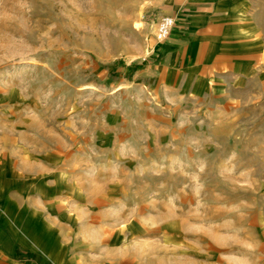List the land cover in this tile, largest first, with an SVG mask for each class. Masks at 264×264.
Masks as SVG:
<instances>
[{"label":"rangeland","instance_id":"374dc122","mask_svg":"<svg viewBox=\"0 0 264 264\" xmlns=\"http://www.w3.org/2000/svg\"><path fill=\"white\" fill-rule=\"evenodd\" d=\"M156 2L0 0V264H264V50L175 92Z\"/></svg>","mask_w":264,"mask_h":264},{"label":"crops","instance_id":"0c3cea01","mask_svg":"<svg viewBox=\"0 0 264 264\" xmlns=\"http://www.w3.org/2000/svg\"><path fill=\"white\" fill-rule=\"evenodd\" d=\"M154 5L160 15H172L176 20L170 38L160 47L168 50L160 66L161 77L175 92L199 95L210 91L212 80L228 72L243 76L250 67L248 54L264 50L257 27L247 19L248 0H157ZM3 217L1 254L12 255L17 245L28 249L40 235L54 246L56 238L48 224L44 230H49L44 233L39 224H20L10 213L5 217L11 225L2 226Z\"/></svg>","mask_w":264,"mask_h":264},{"label":"built area","instance_id":"2783aa9c","mask_svg":"<svg viewBox=\"0 0 264 264\" xmlns=\"http://www.w3.org/2000/svg\"><path fill=\"white\" fill-rule=\"evenodd\" d=\"M175 24V19L171 15H162L156 25L155 37L158 42L165 41Z\"/></svg>","mask_w":264,"mask_h":264}]
</instances>
